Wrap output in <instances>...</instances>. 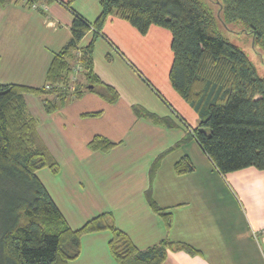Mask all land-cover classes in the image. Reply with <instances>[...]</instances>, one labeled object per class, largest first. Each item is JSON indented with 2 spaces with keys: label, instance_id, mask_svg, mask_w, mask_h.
Here are the masks:
<instances>
[{
  "label": "crops",
  "instance_id": "crops-1",
  "mask_svg": "<svg viewBox=\"0 0 264 264\" xmlns=\"http://www.w3.org/2000/svg\"><path fill=\"white\" fill-rule=\"evenodd\" d=\"M72 5L92 21L101 11L100 0H74ZM72 21L73 13L59 1L44 0L33 6L0 3V82L46 84L53 54L71 38ZM103 32L95 44V70L118 89L116 102L87 91L47 113L41 97L27 95L40 135L59 163L58 172L44 168L38 175L70 225L77 228L98 213L112 211L116 224L140 248L168 237L202 251L191 255L169 250L163 264H261L264 169L250 166L226 174L234 176L247 205L246 226L235 230L227 219L224 191L214 188L206 169L222 180L224 176L194 137L185 140L191 128L200 124V117L172 86L170 30L152 25L143 34L128 20L110 15ZM91 38L90 31L82 44ZM135 105L169 116L176 125L140 117ZM94 112L98 114H88ZM96 135L118 144L110 151H94L89 142ZM184 155H189L195 169L180 175L174 166ZM149 189L161 206L173 212L171 228L152 210L146 195ZM109 238L108 231L85 235L81 255L70 264H117Z\"/></svg>",
  "mask_w": 264,
  "mask_h": 264
},
{
  "label": "trees",
  "instance_id": "trees-1",
  "mask_svg": "<svg viewBox=\"0 0 264 264\" xmlns=\"http://www.w3.org/2000/svg\"><path fill=\"white\" fill-rule=\"evenodd\" d=\"M42 1L0 3L33 6ZM46 1H59L71 10L72 35L53 54L43 86L0 82V264H70L82 253L83 237L102 231L110 232L109 249L117 264H163L169 250L202 254L191 243L168 237L140 248L116 224L112 211L98 213L73 228L38 175L44 168L58 172L59 163L40 135L39 120L27 95L41 97L47 113L87 91L116 102L118 89L95 70V44L104 35L106 20L116 15L143 34L152 25L161 26L172 33V86L200 117V124L191 128L185 140L194 137L222 175L250 166L264 169V77L249 55L223 34L218 22L220 19L227 28L242 26L264 51V0H218L217 11L202 0H100L101 11L93 21L73 8L74 0ZM90 31L92 38L83 45ZM79 66L81 72L73 78ZM134 110L156 124L176 125L171 117L141 105ZM186 126L190 124L186 122ZM117 144L96 135L89 147L110 151ZM161 158L154 161L152 173ZM174 167L180 175L195 169L189 155L182 156ZM146 195L152 210L171 228L173 212L161 206L150 189Z\"/></svg>",
  "mask_w": 264,
  "mask_h": 264
},
{
  "label": "rangeland",
  "instance_id": "rangeland-1",
  "mask_svg": "<svg viewBox=\"0 0 264 264\" xmlns=\"http://www.w3.org/2000/svg\"><path fill=\"white\" fill-rule=\"evenodd\" d=\"M202 1H205L206 3H211V5L214 7L216 11L219 10V6L217 4L218 0H202ZM218 22L223 34L231 42L241 47L249 55V57L254 62L257 68L258 74L264 77V51L259 46L254 44L252 33L245 31L240 25L239 26L234 25L231 28H227L223 25L220 19L218 20ZM81 69L82 68L80 66L75 69L76 72L74 73L73 78H75V76H78L77 73L79 71L81 72ZM208 168L209 167H207L206 169L207 172L214 179V180L210 179L211 181H214V183L212 182L214 184V188L224 191L223 193L225 200L223 201H225L226 209L229 211L227 213L228 221L234 225L235 230L242 229L244 226H246L245 225L246 214H244L243 211L247 209V205L245 204V201L240 194L241 192L239 190V186L234 183L235 180L234 176L223 175L224 179L222 180L216 173L215 175L211 174L212 170ZM201 170H203V166H201L200 164V171ZM40 173H42V171H40ZM219 205L222 206L220 203ZM259 259L262 260L260 257ZM261 264H264V260L261 262Z\"/></svg>",
  "mask_w": 264,
  "mask_h": 264
}]
</instances>
